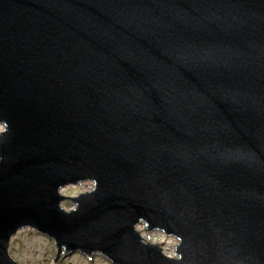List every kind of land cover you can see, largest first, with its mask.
Wrapping results in <instances>:
<instances>
[{"label": "water", "instance_id": "water-1", "mask_svg": "<svg viewBox=\"0 0 264 264\" xmlns=\"http://www.w3.org/2000/svg\"><path fill=\"white\" fill-rule=\"evenodd\" d=\"M0 122V264H264V0H0Z\"/></svg>", "mask_w": 264, "mask_h": 264}, {"label": "rangeland", "instance_id": "rangeland-1", "mask_svg": "<svg viewBox=\"0 0 264 264\" xmlns=\"http://www.w3.org/2000/svg\"><path fill=\"white\" fill-rule=\"evenodd\" d=\"M2 124L3 123L0 122V130L4 126V124ZM90 186H92V180L84 183H70L65 186L66 188L63 187V193L76 195L79 192L90 188ZM65 205L71 206L73 204L71 201L66 200ZM143 232L147 238L154 241H161L164 251L168 255L175 254V247L172 250L170 247H167L165 243L169 242V244H172L171 242L173 241L176 243L175 239L167 236L164 232H146L145 230ZM10 251L21 264H114L108 257L96 252H92L88 255L77 251L69 253L66 256L61 254L59 258H56L57 246L55 240L31 227L20 229L16 233L13 237ZM177 254L178 253H176V255Z\"/></svg>", "mask_w": 264, "mask_h": 264}, {"label": "bare ground", "instance_id": "bare-ground-1", "mask_svg": "<svg viewBox=\"0 0 264 264\" xmlns=\"http://www.w3.org/2000/svg\"><path fill=\"white\" fill-rule=\"evenodd\" d=\"M3 125V124H2ZM5 126V125H4ZM3 126V127H4ZM2 127V128H3ZM89 181V179H86V180H83L81 183H84V182H88ZM93 185V184H92ZM90 187H92V186H90ZM66 188V187H65ZM62 191H63V188H62ZM140 226H142V225H139L138 227L141 229L140 231H142V233H144L143 231L145 230L146 232L148 231V230H146V229H142V227H140ZM155 231V230H154ZM152 232V231H151ZM165 236V235H164ZM167 236H169V237H172L173 239H175L173 236H171V235H167ZM164 238H166V237H164ZM169 240V239H168ZM176 240V239H175ZM162 242H164V241H162ZM166 243V246L167 247H170V249H174V247H176V244H175V241H173V242H171L172 244H169V242H165Z\"/></svg>", "mask_w": 264, "mask_h": 264}, {"label": "flooded vegetation", "instance_id": "flooded-vegetation-1", "mask_svg": "<svg viewBox=\"0 0 264 264\" xmlns=\"http://www.w3.org/2000/svg\"><path fill=\"white\" fill-rule=\"evenodd\" d=\"M21 264V263H20Z\"/></svg>", "mask_w": 264, "mask_h": 264}]
</instances>
